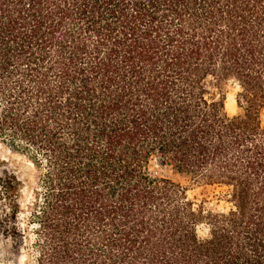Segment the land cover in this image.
<instances>
[{
    "label": "trees",
    "instance_id": "1",
    "mask_svg": "<svg viewBox=\"0 0 264 264\" xmlns=\"http://www.w3.org/2000/svg\"><path fill=\"white\" fill-rule=\"evenodd\" d=\"M263 110L264 0H0V142L38 172L28 201L2 169L0 234L34 264H264Z\"/></svg>",
    "mask_w": 264,
    "mask_h": 264
},
{
    "label": "rangeland",
    "instance_id": "2",
    "mask_svg": "<svg viewBox=\"0 0 264 264\" xmlns=\"http://www.w3.org/2000/svg\"><path fill=\"white\" fill-rule=\"evenodd\" d=\"M226 109L229 114L241 113V108L236 102V95L239 91V86L234 81H229L227 85ZM262 121L264 122V110L262 111ZM9 167L15 170L19 176L25 181V196L30 200L31 188L34 186L37 179V170L28 160L26 156L20 153L10 151L5 145L0 142V173L3 168ZM150 170L153 176L169 178L182 186L187 187L188 196L196 202H204L206 208H225L227 204L220 199L223 195V188L198 185L193 183L189 177L179 173L169 164H163L160 161L153 159L150 165ZM21 219L25 215H20ZM24 227L25 223L22 224ZM204 226H200L201 232H204ZM32 235L28 234V238L21 249L14 248L11 239H7L0 234V264H34V259L31 257L32 248L30 246Z\"/></svg>",
    "mask_w": 264,
    "mask_h": 264
}]
</instances>
